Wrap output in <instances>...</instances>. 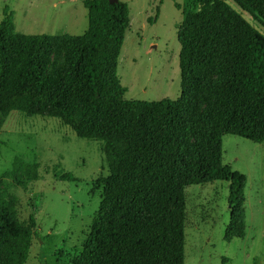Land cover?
Instances as JSON below:
<instances>
[{
  "label": "trees",
  "instance_id": "16d2710c",
  "mask_svg": "<svg viewBox=\"0 0 264 264\" xmlns=\"http://www.w3.org/2000/svg\"><path fill=\"white\" fill-rule=\"evenodd\" d=\"M264 0H195L178 24L180 96L126 99L116 69L129 26L117 0H83L87 28L68 35L58 77L46 67L57 37L14 30L0 21V126L11 111L55 117L77 137L100 139L108 175L78 256L68 264H184L185 187L228 183L231 237L243 233L245 175L221 163L222 136L264 142ZM178 6V5H177ZM179 7V6H178ZM208 71L217 83H205ZM205 101L194 123L195 149L183 152L187 111ZM37 165L14 158L11 176L37 178ZM73 180L71 175H67ZM17 197L0 194V264H24L35 219H20Z\"/></svg>",
  "mask_w": 264,
  "mask_h": 264
},
{
  "label": "rangeland",
  "instance_id": "374dc122",
  "mask_svg": "<svg viewBox=\"0 0 264 264\" xmlns=\"http://www.w3.org/2000/svg\"><path fill=\"white\" fill-rule=\"evenodd\" d=\"M83 0H0L12 12L14 30L47 34L56 45L46 67L55 80L64 60L68 35L87 28ZM129 8V26L121 45L117 77L126 99L157 101L180 96L178 24L184 10H195V0H121ZM264 34L245 12L229 2ZM179 7H178V6ZM205 83H217L208 71ZM203 101L187 111L189 132L183 152L195 149L194 123L206 117ZM221 163L245 175L243 233L231 237L228 183L210 180L185 187L184 264H264V142L224 134ZM37 165V178L24 171L11 176L14 158ZM71 175L73 180H69ZM108 175L103 141L77 137L55 117L26 116L11 111L0 126V194L17 197L20 219L32 215L37 235L24 264H68L86 239L92 214L100 201L99 177Z\"/></svg>",
  "mask_w": 264,
  "mask_h": 264
},
{
  "label": "water",
  "instance_id": "95a60500",
  "mask_svg": "<svg viewBox=\"0 0 264 264\" xmlns=\"http://www.w3.org/2000/svg\"><path fill=\"white\" fill-rule=\"evenodd\" d=\"M115 1H117V0H110V2H115Z\"/></svg>",
  "mask_w": 264,
  "mask_h": 264
}]
</instances>
